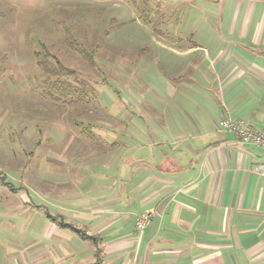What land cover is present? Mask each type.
Listing matches in <instances>:
<instances>
[{"label": "rangeland", "instance_id": "1", "mask_svg": "<svg viewBox=\"0 0 264 264\" xmlns=\"http://www.w3.org/2000/svg\"><path fill=\"white\" fill-rule=\"evenodd\" d=\"M203 4L0 0V264L19 253L10 246L31 243L32 232L66 207L67 197L88 202L95 171L112 162L97 149L108 151V143L122 142L124 132H193L195 120L220 121L224 114L262 127L264 82H257L261 74L246 62L264 66V59L243 50L237 37H219L208 21L213 6ZM72 43L93 53L95 65ZM226 48L224 60L215 62ZM44 50L95 90L90 103L48 95L36 59ZM233 50L237 54L227 62ZM245 64L239 79L241 70H233ZM75 78L70 81L76 85Z\"/></svg>", "mask_w": 264, "mask_h": 264}, {"label": "crops", "instance_id": "2", "mask_svg": "<svg viewBox=\"0 0 264 264\" xmlns=\"http://www.w3.org/2000/svg\"><path fill=\"white\" fill-rule=\"evenodd\" d=\"M204 3L213 6L208 21L219 37H237L243 50L264 59V0ZM228 48L215 62L224 60ZM211 57L208 51L206 59ZM246 64L261 74L256 80L263 84L264 66ZM246 64L233 70H241L239 79ZM228 116L195 120L193 132H124L122 142L108 143V151L98 148L112 162L95 166L100 169L94 173V195L85 205L80 195L67 197V206L53 216L98 236V245L47 215L31 243L10 246L19 253L5 264H95L98 250L102 264H264V154L220 128ZM143 214L150 220L140 232L136 221ZM130 217L135 232L129 231Z\"/></svg>", "mask_w": 264, "mask_h": 264}, {"label": "trees", "instance_id": "3", "mask_svg": "<svg viewBox=\"0 0 264 264\" xmlns=\"http://www.w3.org/2000/svg\"><path fill=\"white\" fill-rule=\"evenodd\" d=\"M75 50L82 56V58L87 61L90 65H95L94 54L87 52V50L79 43H72ZM36 59L39 68L45 75L44 86L46 92L49 96L54 98L56 101L64 102H85L86 104L90 103L92 97L95 95V90L86 84L84 81H78L76 77V72L72 69L67 68L63 65L60 60L51 54L49 51L44 50L41 52H36ZM75 78L76 85L71 82V79ZM84 131L89 129V127L83 128ZM53 222L61 228L68 229L75 233L81 240L90 241L94 245H98V236H91L87 234L86 231L81 230L68 224L58 216L49 217ZM103 259L100 256V251H96V263L102 264Z\"/></svg>", "mask_w": 264, "mask_h": 264}, {"label": "built area", "instance_id": "4", "mask_svg": "<svg viewBox=\"0 0 264 264\" xmlns=\"http://www.w3.org/2000/svg\"><path fill=\"white\" fill-rule=\"evenodd\" d=\"M220 128L237 137L240 143L254 146L264 151V126L261 129H255L252 125H247L243 121H235L230 116L223 119ZM264 174V171L262 172ZM150 220V214H143L137 218L136 228L143 230Z\"/></svg>", "mask_w": 264, "mask_h": 264}]
</instances>
